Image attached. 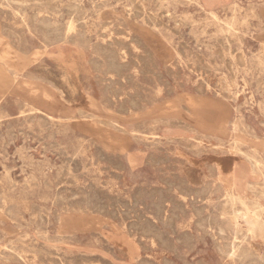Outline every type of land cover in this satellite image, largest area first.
<instances>
[{
    "label": "rangeland",
    "instance_id": "rangeland-1",
    "mask_svg": "<svg viewBox=\"0 0 264 264\" xmlns=\"http://www.w3.org/2000/svg\"><path fill=\"white\" fill-rule=\"evenodd\" d=\"M0 264H264V0H0Z\"/></svg>",
    "mask_w": 264,
    "mask_h": 264
},
{
    "label": "bare ground",
    "instance_id": "bare-ground-1",
    "mask_svg": "<svg viewBox=\"0 0 264 264\" xmlns=\"http://www.w3.org/2000/svg\"><path fill=\"white\" fill-rule=\"evenodd\" d=\"M175 73V72H174ZM201 88V87H200ZM104 92V91H103ZM106 92V91H105ZM199 92H200V90H199ZM107 98V97H106ZM181 139V138H180ZM165 150V149H164ZM169 151V150H168ZM171 151V150H170ZM163 152H165V151H163ZM169 153V152H168ZM213 173H215V172H213ZM218 185V184H217ZM217 198V197H216ZM228 251V250H227ZM238 255V254H237ZM240 255V254H239ZM241 256V255H240ZM243 256V255H242Z\"/></svg>",
    "mask_w": 264,
    "mask_h": 264
}]
</instances>
